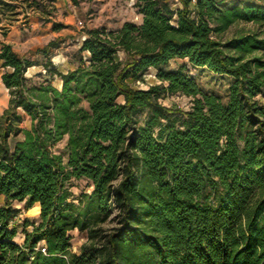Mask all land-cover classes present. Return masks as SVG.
<instances>
[{"label":"trees","instance_id":"trees-1","mask_svg":"<svg viewBox=\"0 0 264 264\" xmlns=\"http://www.w3.org/2000/svg\"><path fill=\"white\" fill-rule=\"evenodd\" d=\"M15 1L0 0L2 36L20 14ZM20 2L44 22L56 10L55 0ZM179 2L136 0L140 25L88 29L77 66L62 72L49 60L39 84L26 77L35 63L1 43L10 102L0 114V195L38 208L39 219L23 222L19 243L20 211L0 207V264H264V7ZM238 23L257 30L225 40ZM190 67L230 77L225 99L204 92ZM151 69L158 84H129ZM178 94L189 111L163 105ZM73 179L92 191L73 198ZM74 230L87 236L79 253Z\"/></svg>","mask_w":264,"mask_h":264},{"label":"rangeland","instance_id":"rangeland-1","mask_svg":"<svg viewBox=\"0 0 264 264\" xmlns=\"http://www.w3.org/2000/svg\"><path fill=\"white\" fill-rule=\"evenodd\" d=\"M11 2V0H5ZM21 0L13 2L19 6V15L14 20V25L23 26L30 23L31 28L23 26L29 29L30 39L26 46H19L18 49L23 55H27L28 58L34 60L40 67L41 72L33 75V83L39 84L49 78L48 72L44 68L45 63L49 60L62 72H66L69 68H75L78 64L79 48L81 45V37L86 33L88 29L107 28L108 30H115L124 22H134L137 25L142 23V15L138 11V7L135 5L136 0H82L79 6H74L71 0H55L56 10L51 16L50 22H44L38 17H35L33 12L28 10V14L23 12ZM172 3L173 7L181 6L179 0H168ZM251 3L258 4L264 7V0L258 2L257 0H227V5L231 6L237 4L245 6ZM25 6L26 3L23 2ZM82 22L83 26L80 25ZM54 23L63 24L65 27L59 31L53 29ZM7 20L0 25V35H2V29H6ZM12 26H9L8 31ZM257 30V27L253 24L238 23L234 25L224 36L225 40L234 38L241 34L252 32ZM50 43H54L50 46ZM47 51L44 54L43 51ZM83 56L87 57V53H83ZM184 63V61L173 62L171 67H176L178 64ZM39 68L31 71H38ZM191 72L194 73V77L199 83L204 92L213 93L225 99L228 88L232 82V79L228 76H221L212 73L207 69H196L191 67ZM129 84L135 89H147L150 85L158 84L155 76V70L151 69L145 76L144 81L136 82L129 80ZM52 84L58 88L60 78L55 77L52 80ZM2 95L0 94V114H2L8 107L9 102L2 104ZM163 105L168 108L176 109V111L186 112L191 107V99L182 95H174L162 101ZM22 115L21 128L30 129L31 118L19 110ZM140 124H144L147 119V112H141L138 115ZM23 135H20L18 139H21ZM67 137L56 145L57 153L63 152L66 144ZM70 191L73 194V198H77L81 193H90L93 189L91 183L87 180H71L68 183ZM209 194V191L207 192ZM10 204L13 208L20 211L18 217H16L14 226L18 228V235L16 241L21 243L23 241L22 225L25 220L30 222H37L39 219L38 208H32L26 210L24 208V202H7L4 196L0 195V207ZM211 203L215 204V200L211 199ZM111 218L104 224V227H111L114 223ZM72 234V249L74 252H79L81 246L87 241L86 233H82L78 230L71 232Z\"/></svg>","mask_w":264,"mask_h":264},{"label":"crops","instance_id":"crops-1","mask_svg":"<svg viewBox=\"0 0 264 264\" xmlns=\"http://www.w3.org/2000/svg\"><path fill=\"white\" fill-rule=\"evenodd\" d=\"M23 26H28V27L31 28L32 25L30 23H28V24L23 25ZM23 26L14 25L8 31L6 36L0 35V51L2 49V44L1 43H7V44L12 45L14 51L21 58L34 62L35 65L30 67L28 69L27 73H26V77L29 78V79H32V77H34L33 75L39 74L41 72L40 67H42V66L38 65L34 60L28 58L27 55H23L22 52H20L19 49H18V47L21 46V45L22 46H26V44L28 43V41L30 39V36H31L30 34H28L29 29L25 28ZM36 68H39V70L38 71H31V70L36 69ZM73 69L74 68H69V69H67V71L73 70ZM5 71H6V69L2 67V62L0 61V94L3 96L2 97V102H1L2 104H5V102H10L9 89L6 88V86L3 83V79H2V76H3ZM60 83L62 84L61 79H60ZM58 89H61V85L58 87ZM76 253H79V252H76Z\"/></svg>","mask_w":264,"mask_h":264},{"label":"built area","instance_id":"built-area-1","mask_svg":"<svg viewBox=\"0 0 264 264\" xmlns=\"http://www.w3.org/2000/svg\"><path fill=\"white\" fill-rule=\"evenodd\" d=\"M195 2H196V0H193V3H195ZM174 24H175V23H174ZM80 25L83 26L82 22H80ZM86 38H87V35H86V33H85V34L81 37V43L84 42V41L86 40ZM190 69H191V67H190ZM190 74H191V75H194V73L191 72V70H190ZM41 251H42L43 253H46V248H45V247H41Z\"/></svg>","mask_w":264,"mask_h":264}]
</instances>
